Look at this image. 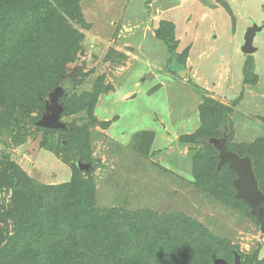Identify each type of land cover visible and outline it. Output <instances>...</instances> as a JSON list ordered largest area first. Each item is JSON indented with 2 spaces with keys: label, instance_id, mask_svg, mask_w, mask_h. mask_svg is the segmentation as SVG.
<instances>
[{
  "label": "rangeland",
  "instance_id": "374dc122",
  "mask_svg": "<svg viewBox=\"0 0 264 264\" xmlns=\"http://www.w3.org/2000/svg\"><path fill=\"white\" fill-rule=\"evenodd\" d=\"M9 1L5 8L11 5V18H18L14 24L0 18V248L12 245L18 233L12 210L13 179L20 178V167L49 186L85 180L92 193L85 207L95 215L119 210L131 221L149 227L160 224L166 230L174 223L185 226L191 218L238 248L246 263L259 251L264 253L261 226L251 207L235 199L237 190L227 177L213 182L222 166L218 167L219 151L209 142L231 133L230 150H251L264 157V34L254 40L259 48L255 54L241 49L252 21L264 24V3ZM27 9H32L30 14ZM23 11L27 21L19 20ZM51 14L56 23L41 27L39 17ZM168 35L177 42L179 63L165 41ZM63 40L67 47L77 45L74 58L57 73L36 65L34 108L18 101L15 81L30 73L26 66L37 63L30 60L24 44L46 43L44 57L56 62V55L66 49L60 47ZM176 63L186 70L184 77L177 73ZM59 87L65 91L59 101L67 130H45L39 121ZM214 102L228 109L231 129L220 127L223 132L204 133L202 142L188 141L187 136L202 130V110L211 111ZM81 103H89L92 110ZM79 163L84 164L82 171L75 168ZM236 178L237 173L233 184ZM208 180L210 186L205 185ZM54 190L58 189L47 192L45 212L55 200L61 204L60 196H67L64 190ZM44 223L50 225L45 216ZM75 230L78 239L73 241L82 253L88 250L84 240L90 229L84 221ZM31 241L18 246L26 252L23 246ZM20 252L11 264L26 263ZM126 256L113 255L115 261L107 263Z\"/></svg>",
  "mask_w": 264,
  "mask_h": 264
},
{
  "label": "trees",
  "instance_id": "16d2710c",
  "mask_svg": "<svg viewBox=\"0 0 264 264\" xmlns=\"http://www.w3.org/2000/svg\"><path fill=\"white\" fill-rule=\"evenodd\" d=\"M33 1L37 3V0ZM0 2L3 4V7L0 8L1 21L6 24L13 21L12 23L14 24L18 14L15 15L17 17L11 18V11H14L13 7L10 5L5 8L7 0H0ZM9 2L13 1L10 0ZM27 11L30 14L32 9H27ZM27 11H23V17L19 19L20 21L23 19L27 21L28 13L25 14ZM39 18H41L39 20L41 27L43 24L45 27L51 28V25H54L57 21V17L53 14L47 17L41 15ZM11 28H14V26H11ZM41 41H43V38ZM165 41L169 46L173 59H176L174 62L179 63L178 53L176 52V40H173L168 35L165 36ZM64 42L65 40H63V43L61 42L60 47H66V49L59 56L56 55V62L48 59L46 55L44 57L43 52L46 43L42 45L37 43L36 46L32 44L30 47L24 44L25 47L23 48L28 52L30 60H36L37 63L29 66L31 68L26 66L25 69L30 73L25 74V78L15 81L20 93L19 99L17 98L18 101L20 100L23 104L30 105L32 109L34 108L36 103L34 104L33 100L38 82L37 75L33 73L36 65L40 66L42 63V68L44 69L45 67L48 71L56 68L58 70L53 69L51 71L57 73L64 70L66 64L74 58L73 55L78 50L77 45L71 43L67 47ZM22 58L24 59V57ZM96 99L97 95H95L93 103ZM37 103L42 104L40 101ZM81 104V106L88 108L89 111L92 110L89 103ZM214 104L210 108L211 111L205 110L204 112V109L202 110L203 128L193 136H187L186 139L188 141L202 142L205 134L213 135L211 130L216 131L217 134L223 132V130L218 131L220 127L223 129L226 126V129H231L228 109L220 103L214 102ZM206 106L207 103L204 107ZM67 109L68 111L70 110V108ZM42 128L49 131L67 130ZM231 136V133L227 134L229 139ZM212 149H215V147H212ZM238 152L241 156L246 154L251 156L260 188L264 191V157H260L251 150ZM17 168L20 169V178L13 179L14 207L12 215L18 226V233L11 238L12 245H5L0 248V264H11V258L20 250L26 260V263L24 262L23 264H215V260L218 258H224L232 263L235 253L241 255L243 264H264V253L261 251L246 263L243 259V254L240 253L238 248L225 244L221 239L209 233L203 226L197 225L191 218L188 219V223L185 226L181 225V223H174V228L171 227L170 230H166L160 224L149 227L141 221H131V218L125 217V213L121 214L119 210H108L106 213L95 215L92 210L88 211L87 207H85L89 202L86 199L92 194L85 180L79 179V181L73 180L70 184L49 186L30 178L23 169ZM75 168L82 171L78 165ZM213 175V182L217 181L219 177H227L226 180H230L232 188L237 190L233 184L236 172L230 169L228 164H224ZM77 177L78 175L75 176V180ZM211 182L208 180L205 185L210 186ZM52 189H58L54 190L57 194L64 190L68 197L66 195L60 196L61 204L55 200L53 206L48 207V211L45 212L48 198L47 192ZM235 199L240 202L243 201L238 197H235ZM55 203L58 206H55ZM244 203L249 207L246 202ZM44 216L45 220H49L50 225L44 223ZM84 221L86 228L90 229L89 237L84 240L89 246L88 250L78 253L75 244L77 242L73 241L78 239L75 228ZM146 228H148L146 230L148 232H145ZM142 235L144 239L141 237ZM142 239L143 242H141ZM25 240L32 241L27 246H23L26 250V252H23L24 250L18 245ZM32 243L35 244V250L31 249ZM41 243H43V246ZM116 254L127 256L124 257L126 259L123 258L114 263H107L109 260L113 261L116 259L113 257Z\"/></svg>",
  "mask_w": 264,
  "mask_h": 264
},
{
  "label": "water",
  "instance_id": "95a60500",
  "mask_svg": "<svg viewBox=\"0 0 264 264\" xmlns=\"http://www.w3.org/2000/svg\"><path fill=\"white\" fill-rule=\"evenodd\" d=\"M252 25L245 32L244 45L241 48L246 54H253L257 50L254 46V38L261 27L256 22ZM176 68L182 77L187 73L183 66H177ZM64 92V88L59 87L51 93L46 114L39 121L40 126L53 129H65L67 127V124L61 120L64 106L59 101ZM209 142L219 151L220 162L218 167L228 164L237 173V178L234 181L237 197L251 207V214L260 224L261 230L264 231V191L260 188L251 156L248 154L241 156L236 151L230 150L227 137L211 138ZM79 166L83 168L84 164L79 163ZM215 264H243V262L241 255L235 253L232 263L224 258H218L215 260Z\"/></svg>",
  "mask_w": 264,
  "mask_h": 264
},
{
  "label": "crops",
  "instance_id": "0c3cea01",
  "mask_svg": "<svg viewBox=\"0 0 264 264\" xmlns=\"http://www.w3.org/2000/svg\"><path fill=\"white\" fill-rule=\"evenodd\" d=\"M253 2H255V1H253ZM257 3H259L260 4V6L261 5H263V3H264V0H259V1H257ZM253 4V3H252ZM254 6H255V10H258V8L256 7L257 5H255V4H253ZM263 19V21H264V17L262 18ZM254 22H256V21H252V23H254ZM257 23V22H256ZM259 27H261V30L260 31H258L257 32V34L255 35V38L258 36V34H260V33H262V34H264V24H262V25H260ZM249 28V27H248ZM247 28V29H248ZM247 31V30H246ZM245 36V35H244ZM255 38H254V40H255ZM257 48V50H256V52L259 50V48L258 47H256ZM256 52H254L253 54H255ZM176 66H179L177 63H176Z\"/></svg>",
  "mask_w": 264,
  "mask_h": 264
},
{
  "label": "built area",
  "instance_id": "2783aa9c",
  "mask_svg": "<svg viewBox=\"0 0 264 264\" xmlns=\"http://www.w3.org/2000/svg\"><path fill=\"white\" fill-rule=\"evenodd\" d=\"M262 234H263V236H262V241L264 242V231H262Z\"/></svg>",
  "mask_w": 264,
  "mask_h": 264
}]
</instances>
